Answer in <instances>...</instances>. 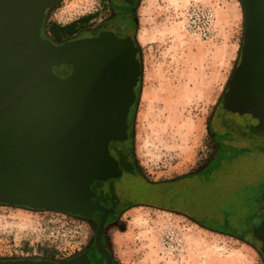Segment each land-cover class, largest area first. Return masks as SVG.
<instances>
[{"label":"water","instance_id":"obj_1","mask_svg":"<svg viewBox=\"0 0 264 264\" xmlns=\"http://www.w3.org/2000/svg\"><path fill=\"white\" fill-rule=\"evenodd\" d=\"M60 1L0 0V204L99 220L91 246L67 260L0 264H114L102 245L114 211L91 186L122 175L111 142L132 152L139 48L128 36L90 30L52 43L41 31ZM239 1L243 45L222 104L235 127L233 143L246 153L243 172L253 184L246 210L253 244L264 254V0ZM62 66L70 68L65 78L54 72Z\"/></svg>","mask_w":264,"mask_h":264},{"label":"rangeland","instance_id":"obj_2","mask_svg":"<svg viewBox=\"0 0 264 264\" xmlns=\"http://www.w3.org/2000/svg\"><path fill=\"white\" fill-rule=\"evenodd\" d=\"M107 2L61 0L42 33L50 38V25L89 17L77 26L86 31L107 16ZM134 16L141 77L128 121L133 156L149 178L195 170L210 155L208 119L240 61L242 5L138 0ZM95 229L94 221L66 213L0 204V260H67L91 243ZM243 229L232 236L136 206L107 226L105 240L116 264H264V254L250 245L253 232Z\"/></svg>","mask_w":264,"mask_h":264},{"label":"flooded vegetation","instance_id":"obj_3","mask_svg":"<svg viewBox=\"0 0 264 264\" xmlns=\"http://www.w3.org/2000/svg\"><path fill=\"white\" fill-rule=\"evenodd\" d=\"M137 3L138 0H132L130 5L120 0H108L107 16L88 30L93 33L112 32L119 38L128 36L133 38L135 45L138 46L135 39L137 25L134 16ZM95 20L96 18H92L88 23ZM83 30H77L74 36ZM48 39L54 44L59 43L53 37ZM62 68L59 73H55L65 78L70 68L68 66ZM222 96L216 102L208 119L207 128L212 147L210 155L195 170L163 179L149 178L136 162L133 151L124 150L118 142L109 144V153L117 161L122 175L119 178L95 182L91 186L99 203L106 209L114 211L106 220L105 230L111 222L130 208L145 206L182 216L201 227L232 236H240L237 231L242 226L245 233L252 232L245 204L247 199L251 198L253 184L243 178L244 172L240 164L246 153L239 151L233 143L235 127L233 120L227 117L223 110ZM259 186L262 187L263 184L259 183ZM90 220L97 224L99 215ZM102 245L111 252L105 235ZM89 246L91 244L87 247Z\"/></svg>","mask_w":264,"mask_h":264},{"label":"trees","instance_id":"obj_4","mask_svg":"<svg viewBox=\"0 0 264 264\" xmlns=\"http://www.w3.org/2000/svg\"><path fill=\"white\" fill-rule=\"evenodd\" d=\"M88 18H83L82 20H80V22H83V21H86L88 20ZM80 22H75V23H71V24H68V25H65V26H60V25H57V24H52L50 25L49 27V31H50V34L53 38H55L56 40H58L59 43L63 42L64 40H67L71 37L74 36L76 30L78 29L77 26L80 24ZM51 37V38H52ZM58 43V44H59ZM242 45H243V41L241 42V45H240V53L239 55H241V48H242ZM240 60V59H239ZM140 72H141V67H140ZM129 133H130V126H129ZM240 164V162L238 163ZM243 171V170H242ZM243 178H244V174H243ZM242 178V179H243ZM5 205V204H4ZM17 207H21V206H17ZM245 207L247 209V203L245 204ZM21 208H26V209H30V208H27V207H21ZM247 211V210H246ZM248 213V212H247ZM244 227V226H243ZM204 228V227H203ZM253 227L251 226V230L253 231L252 229ZM239 237V236H238ZM254 249L257 250V252L261 254L260 250L252 243L250 244ZM263 256V255H262Z\"/></svg>","mask_w":264,"mask_h":264}]
</instances>
